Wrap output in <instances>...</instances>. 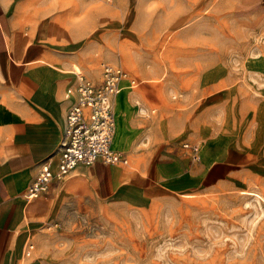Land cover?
Wrapping results in <instances>:
<instances>
[{"label":"crops","instance_id":"crops-1","mask_svg":"<svg viewBox=\"0 0 264 264\" xmlns=\"http://www.w3.org/2000/svg\"><path fill=\"white\" fill-rule=\"evenodd\" d=\"M199 1L192 0V12ZM12 4L19 14L8 13L6 6ZM23 8L0 0V264H49L42 252L45 233L60 229L70 212L90 214L94 204L144 206L155 200L149 192L160 190L187 196L264 193L263 46L245 57L238 70L217 65L201 72L191 97L176 103L183 111L161 103L147 76L138 80L137 90L122 81L114 102L121 118L120 145L114 151L131 155L140 171L99 162L79 165L52 181L46 193L26 201L24 194L42 165L56 170L64 119L78 101L79 76L99 84L104 65L94 70L69 55L79 40L70 37L67 27L57 20L33 24ZM247 8L263 12L264 0H248ZM190 17L186 11L178 21ZM14 18L20 23L15 28ZM259 23L264 26L263 19L257 18ZM45 24L63 28L68 38L46 36ZM79 63L86 77L75 70L81 71ZM140 103L160 114L142 117L146 111L139 110ZM193 144L202 147L198 161L184 147ZM27 241L35 249L24 257Z\"/></svg>","mask_w":264,"mask_h":264},{"label":"rangeland","instance_id":"rangeland-1","mask_svg":"<svg viewBox=\"0 0 264 264\" xmlns=\"http://www.w3.org/2000/svg\"><path fill=\"white\" fill-rule=\"evenodd\" d=\"M13 1L24 5L21 13L31 23L57 20L66 26L70 37L79 40L69 55L90 68L113 65L128 74L130 88L149 77L160 102L169 103L173 112L186 109L176 103L191 97L201 72L217 65L238 70L245 57L264 46V26H256L257 18L264 22V11H249L248 0H200L193 12L192 0ZM12 5L6 6L8 13L19 14ZM186 11L190 19L179 22ZM13 23L17 27L19 19ZM43 28L46 36L68 38L61 27ZM77 66L85 76L82 65ZM143 109L142 117L160 114L156 107L141 104ZM119 111L116 104L115 149L120 145ZM160 128L165 131L164 123ZM201 129L206 135L207 129ZM197 147L200 155L202 147ZM122 154L129 161L123 169L140 171L131 155ZM149 193L155 200L144 206L94 204L90 214L70 212L60 229L45 233L42 252L48 253L49 264H264L262 191Z\"/></svg>","mask_w":264,"mask_h":264},{"label":"built area","instance_id":"built-area-1","mask_svg":"<svg viewBox=\"0 0 264 264\" xmlns=\"http://www.w3.org/2000/svg\"><path fill=\"white\" fill-rule=\"evenodd\" d=\"M123 79L125 75L122 70L111 65L103 66L99 84L79 76L76 87L78 101L64 119V141L56 170H52L49 164L42 165L38 176L24 194L26 201H32L46 193L52 181L62 180L79 165L89 166L98 162L114 167L127 165V158L111 149L114 130L113 99L118 94ZM184 147L195 160L197 146ZM34 249L32 241H27L24 257H29ZM45 255L48 253L45 252Z\"/></svg>","mask_w":264,"mask_h":264},{"label":"bare ground","instance_id":"bare-ground-1","mask_svg":"<svg viewBox=\"0 0 264 264\" xmlns=\"http://www.w3.org/2000/svg\"><path fill=\"white\" fill-rule=\"evenodd\" d=\"M124 75H125V79H123L122 81H129L130 79H129V76H128V74L127 73H124ZM121 81V82H122ZM121 82H120V84H121ZM131 83L133 84V85H136V83H137V80L136 79H134L133 81H131ZM121 91V86H119V92ZM119 92H118V94L114 97V99H113V114H114V130H113V137H112V149L114 150L115 149V141H116V137H117V134H118V116H117V112H116V104H114V102L117 100V97H118V95H119ZM197 149H198V153H197V155H196V158H195V160H199L200 159V155H199V147H197ZM118 152V151H117ZM120 153V152H119ZM122 154V153H121ZM128 160V159H127ZM54 165V164H53ZM126 167L127 166H129V161L127 162V165H125ZM54 168H56V167H54ZM53 170V169H52Z\"/></svg>","mask_w":264,"mask_h":264}]
</instances>
